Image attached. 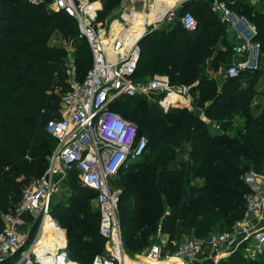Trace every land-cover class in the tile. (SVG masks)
<instances>
[{
	"label": "trees",
	"instance_id": "1",
	"mask_svg": "<svg viewBox=\"0 0 264 264\" xmlns=\"http://www.w3.org/2000/svg\"><path fill=\"white\" fill-rule=\"evenodd\" d=\"M99 1L103 23L121 0ZM226 2L258 31V70L237 78L219 74L234 53L227 26L211 2L193 0L178 10L172 23L139 40L141 56L134 76L145 81L164 74L174 85L192 86L191 107L165 112L154 100L138 96L118 98L110 106L135 123L138 137L148 141L144 156L119 175L120 224L131 257L146 253L161 234L168 238L165 256L175 252V243L229 230L246 214L245 199L252 190L245 175L264 177V100H257L264 76V0ZM186 11L197 20L195 31L180 23ZM53 36L60 45L51 43ZM70 42L82 80L92 66V55L88 42L78 37L75 18L48 4L0 0V232L2 215L16 210L23 190L49 166L57 141L46 126L61 117L60 99L69 86L64 44ZM63 184L61 197L51 200V218L67 232L68 259L93 264L106 243L99 232L100 211L90 203L97 193L81 185L75 168ZM247 248L242 244L220 264H264L247 260Z\"/></svg>",
	"mask_w": 264,
	"mask_h": 264
},
{
	"label": "built area",
	"instance_id": "2",
	"mask_svg": "<svg viewBox=\"0 0 264 264\" xmlns=\"http://www.w3.org/2000/svg\"><path fill=\"white\" fill-rule=\"evenodd\" d=\"M30 1L34 5L48 4L51 10L63 11L76 19L78 37L89 44L92 66L80 80L75 61H66L69 86L60 99L61 117L50 120L46 126L57 144L45 173L23 190L22 201L14 212L2 215L0 261L19 254V264H79L68 259L66 240L63 247L49 249L41 255L36 252L40 231L27 247L21 233L26 213L42 215L40 228L45 218L51 217L50 203L58 191L59 180L73 168L79 172L81 185L97 193L96 203L101 214L99 232L106 241V253L96 255L93 264H220L242 244L249 246L246 251L252 248V257L264 254V177L250 173L246 174L252 189L245 199L246 214L230 230L175 243V252H167L165 256L168 238L163 234L159 242L137 259H132L124 247L121 191L115 184L120 172L144 156L148 141L144 136L138 137L135 123L112 111L110 106L118 98L138 96L154 100L165 112L176 106L191 107L192 86L174 85L162 75L145 81L134 76L141 56L139 40L151 30L175 20L178 10L193 0H175L160 17L156 13L163 11L164 0H153L145 12L124 7L119 18L109 22L106 18L103 23L99 22L103 9L99 0ZM203 1L211 2L221 22L233 34L234 53L225 70L226 76L237 78L249 70H258L262 46L256 27L225 0ZM180 23L187 31L197 28V20L190 11L180 17Z\"/></svg>",
	"mask_w": 264,
	"mask_h": 264
},
{
	"label": "rangeland",
	"instance_id": "3",
	"mask_svg": "<svg viewBox=\"0 0 264 264\" xmlns=\"http://www.w3.org/2000/svg\"><path fill=\"white\" fill-rule=\"evenodd\" d=\"M123 1L124 0H121V2H120V4H118V6L117 7H115V9L114 10H112L110 13H108V16L106 17L107 18V20H108V22L111 20H114V19H116V18H119L120 17V13H121V4L123 3ZM153 0H133V1H131V4L132 5H130V6H132L133 8H136V9H138V10H140V11H148L150 8V4H151V2H152ZM250 1V3L252 4V0H249ZM257 2L259 1V0H256ZM128 5V4H127ZM171 6V4H170V2H168V3H166L165 4V6H164V12L169 8ZM127 9H130L128 6L126 7ZM147 9V10H146ZM164 12H162V13H159V14H157L156 13V16L157 17H160ZM151 17L153 16L152 14L150 15ZM154 17V16H153ZM169 23H172V22H167V23H164V24H169ZM164 24H162V25H164ZM138 29V28H137ZM152 31V30H151ZM227 34V38H228V35H229V32H227L226 33ZM61 42L62 41H60V39H58L57 37H55V36H53L52 37V39H51V43L52 44H56V45H60L61 44ZM67 60L66 61H70V60H74L75 61V48H74V46H73V44H72V42H70L69 44H67ZM226 68H227V63H225V64H223L221 67H220V71H219V74L221 75V74H223L224 72H225V70H226ZM156 76H159V75H156ZM156 76H154V77H156ZM162 76H167L168 78H169V76L168 75H164V74H162ZM170 79V78H169ZM259 85V87H257V90H258V92L260 91V95H259V97H257V100H258V102H260L261 100H264V76H263V78H261L260 80H259V83H258ZM133 165V164H132ZM129 169V168H128ZM127 170V169H126ZM68 175V174H67ZM67 175L62 179H60L59 181V184H58V191L56 192V194H54L56 197H61V195H62V192H64V190H65V187H64V180H65V178L67 177ZM255 177V176H254ZM245 181H246V175H245ZM246 183H247V181H246ZM116 188L117 189H119L120 191H121V193H123V187L121 186V184H120V181H119V179H118V181L116 182ZM252 190V189H251ZM86 193V192H85ZM90 203H91V205H92V209H98V206H97V203H96V199H93V200H91L90 201ZM38 217H40V215L38 216ZM37 217V218H38ZM43 217L41 216V219H42ZM46 218H50V217H46ZM45 218V219H46ZM52 219V218H51ZM36 221H38L37 219H36ZM41 222H42V220H41ZM41 225V224H40ZM40 225H39V228H38V230H37V232L39 231V229H40ZM37 226V225H36ZM34 229V228H33ZM33 229H32V231H33ZM35 230V229H34ZM37 232H36V234H37ZM35 237H32L31 239H32V241H33V239H34ZM58 238V239H57ZM51 240V239H50ZM48 240L49 242H50V244H49V249L50 250H52V251H54V249L56 250L57 249V247H62V241L60 240V237H54V239L53 240ZM67 243H68V238H67ZM37 245H39V243H37ZM67 247V246H66ZM248 248H249V246H248ZM104 253H106V244H105V250H104ZM104 253H102V254H104ZM145 254V253H144ZM252 248H250V250L249 251H245V255H246V257L248 258L247 260H263L264 261V254H253V257H252ZM20 258V255L18 256V259ZM132 259H137V258H139V256L137 257V256H135V257H131ZM253 258V259H252ZM18 259H16L15 261H19Z\"/></svg>",
	"mask_w": 264,
	"mask_h": 264
},
{
	"label": "crops",
	"instance_id": "4",
	"mask_svg": "<svg viewBox=\"0 0 264 264\" xmlns=\"http://www.w3.org/2000/svg\"><path fill=\"white\" fill-rule=\"evenodd\" d=\"M131 1H133V0H124L123 1V3L121 4V11H122V9L124 8V7H132V6H130V5H132L131 4ZM157 1V0H156ZM225 1H234V0H225ZM168 2H170V4H171V6L169 7V8H171L172 7V5H173V3L175 2V0H164V6H165V4L166 3H168ZM257 1L256 0H252V3H256ZM128 4V5H127ZM185 6V5H184ZM147 10V9H146ZM162 10H164V7H163V9ZM162 12H164V11H161L160 13H162ZM157 14H159V13H157ZM151 18H153V16L151 17ZM161 27V26H160ZM159 28V27H158ZM135 30H138L137 28H135ZM228 39H229V41L231 42V43H233V34L231 33V32H229V35H228ZM147 79H149V78H147ZM146 79V80H147ZM217 80L218 81H222V79H221V76H218V78H217ZM259 85V84H258ZM257 87H259V86H257ZM204 119L205 120H207L205 117H204ZM37 217H38V214L35 212V213H26L24 216H23V220H24V224H23V226H22V230H21V233H22V238L25 240V247H27V246H29L30 244H31V232H32V227H33V225L35 224V221H36V219H37ZM54 220V219H53ZM62 229V228H61ZM230 230V229H229ZM225 231H228V230H226L225 229ZM62 235L65 237V240H66V245H67V232H66V230L65 229H62ZM63 237V238H64ZM62 238V239H63ZM54 239V237L51 239V240H53ZM50 240V241H51ZM60 240H61V238H60ZM62 241V240H61ZM49 244H50V242L49 241H46V248H45V250H44V253L47 251V250H49ZM24 247V248H25ZM18 256H19V254H17V256L15 257V256H10V257H7V258H5V259H3L2 261H0V264H5L6 263V261H8V264H18L19 263V261H15L16 259H18ZM141 256V255H140ZM13 257V258H12ZM19 260V259H18Z\"/></svg>",
	"mask_w": 264,
	"mask_h": 264
},
{
	"label": "bare ground",
	"instance_id": "5",
	"mask_svg": "<svg viewBox=\"0 0 264 264\" xmlns=\"http://www.w3.org/2000/svg\"><path fill=\"white\" fill-rule=\"evenodd\" d=\"M136 33H138V30H134ZM50 217V216H48ZM40 234H39V239L37 243L36 252H40L41 255H44V250L46 248V241L52 239L53 237H60L62 240V247L65 244V237L62 235V229L58 227L57 223L55 220L50 218H46L44 220V223L42 224L40 228ZM64 237V238H63ZM63 238V239H62ZM58 239V238H57ZM55 250V249H54ZM56 257H53V261L56 262ZM63 256L60 258V262H62ZM150 264H159V262H152Z\"/></svg>",
	"mask_w": 264,
	"mask_h": 264
},
{
	"label": "water",
	"instance_id": "6",
	"mask_svg": "<svg viewBox=\"0 0 264 264\" xmlns=\"http://www.w3.org/2000/svg\"><path fill=\"white\" fill-rule=\"evenodd\" d=\"M19 264V263H18Z\"/></svg>",
	"mask_w": 264,
	"mask_h": 264
}]
</instances>
